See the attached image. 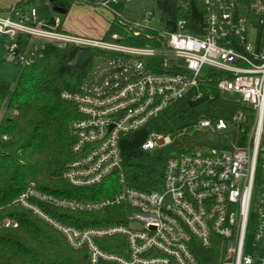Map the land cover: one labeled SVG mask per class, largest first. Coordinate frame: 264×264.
<instances>
[{
  "label": "built area",
  "instance_id": "obj_1",
  "mask_svg": "<svg viewBox=\"0 0 264 264\" xmlns=\"http://www.w3.org/2000/svg\"><path fill=\"white\" fill-rule=\"evenodd\" d=\"M15 0L0 11V59L29 66L46 44L96 47L107 56L95 62L78 92L62 91L80 116L70 123L75 159L63 176L75 186H92L110 174L123 181L118 138L139 129L170 102L215 72L226 98L251 106L244 138L170 157L161 189L126 186L111 197L78 202L46 195L30 182L15 199L51 223L74 249H88L89 261L118 264H264V0H203V24L187 30V19L167 30L156 0H93L121 28L106 38L87 37L61 27V19L39 20L37 8ZM185 6V0H178ZM125 14H124V13ZM131 39L141 43H126ZM245 119L238 109L229 121L201 117L197 130L223 133ZM174 134L149 132L144 150L171 144ZM116 170L113 171V168ZM30 198L71 209L130 207L126 224L76 228L49 218ZM3 226H16L4 219ZM123 234L127 255L101 249L97 237ZM206 252L202 262L198 248ZM217 260V262H212Z\"/></svg>",
  "mask_w": 264,
  "mask_h": 264
},
{
  "label": "trees",
  "instance_id": "obj_2",
  "mask_svg": "<svg viewBox=\"0 0 264 264\" xmlns=\"http://www.w3.org/2000/svg\"><path fill=\"white\" fill-rule=\"evenodd\" d=\"M37 0H26L25 4ZM48 1L53 8L67 12L72 5L93 0H38ZM162 23L167 30H176V22L186 18V28L198 33L203 24V0H156ZM107 30L121 32V28L107 14ZM126 43H141L122 39ZM107 56L96 47L65 43L61 47L49 42L42 57L29 66H22L14 82L0 80V223L12 219L16 226L0 224V264H93L88 249L72 248L65 236L51 223L15 199L30 182L46 195L69 198L78 202L96 201L111 197L122 187L139 190L161 189L166 161L187 151L209 146H227L230 140L244 138L252 115L251 106L226 98L216 87L215 72L200 83V97L192 90L170 102L139 129L125 132L118 138L123 181L110 174L92 186L72 185L64 176L65 166L75 159L71 146L73 136L70 123L80 116L75 104L61 96L62 91L78 92L89 76L94 63ZM242 109L245 119L223 133H211L195 128L201 117L229 121L234 112ZM174 134L171 144L144 150L141 143L149 132ZM33 204L50 218L76 228H96L126 224L128 205L114 204L96 210L63 208L30 198ZM101 249L127 255L123 234L97 237ZM198 248L197 258L208 261L204 254L216 251ZM217 262V260H212ZM95 264H118L100 260Z\"/></svg>",
  "mask_w": 264,
  "mask_h": 264
},
{
  "label": "rangeland",
  "instance_id": "obj_3",
  "mask_svg": "<svg viewBox=\"0 0 264 264\" xmlns=\"http://www.w3.org/2000/svg\"><path fill=\"white\" fill-rule=\"evenodd\" d=\"M32 4L37 8L39 20L48 19L52 21L54 16H58L62 20L61 27L69 32H77L91 38H101L108 27L106 14L102 13L100 9L90 7L87 4L75 3L64 13H57L48 4V1L40 2L37 0ZM21 67L0 59V80L14 82Z\"/></svg>",
  "mask_w": 264,
  "mask_h": 264
},
{
  "label": "crops",
  "instance_id": "obj_4",
  "mask_svg": "<svg viewBox=\"0 0 264 264\" xmlns=\"http://www.w3.org/2000/svg\"><path fill=\"white\" fill-rule=\"evenodd\" d=\"M15 0H0V11H5Z\"/></svg>",
  "mask_w": 264,
  "mask_h": 264
},
{
  "label": "water",
  "instance_id": "obj_5",
  "mask_svg": "<svg viewBox=\"0 0 264 264\" xmlns=\"http://www.w3.org/2000/svg\"><path fill=\"white\" fill-rule=\"evenodd\" d=\"M54 10L57 12V13H60V12H62V13H64L65 12V9H63V8H54ZM116 170V167H114L113 168V171H115Z\"/></svg>",
  "mask_w": 264,
  "mask_h": 264
}]
</instances>
